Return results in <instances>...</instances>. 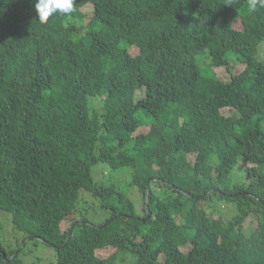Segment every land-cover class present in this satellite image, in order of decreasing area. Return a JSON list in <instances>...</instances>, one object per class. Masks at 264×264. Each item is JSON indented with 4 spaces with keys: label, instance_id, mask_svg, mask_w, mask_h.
Wrapping results in <instances>:
<instances>
[{
    "label": "trees",
    "instance_id": "1",
    "mask_svg": "<svg viewBox=\"0 0 264 264\" xmlns=\"http://www.w3.org/2000/svg\"><path fill=\"white\" fill-rule=\"evenodd\" d=\"M262 41L259 0H0V219L56 264H264Z\"/></svg>",
    "mask_w": 264,
    "mask_h": 264
},
{
    "label": "rangeland",
    "instance_id": "2",
    "mask_svg": "<svg viewBox=\"0 0 264 264\" xmlns=\"http://www.w3.org/2000/svg\"><path fill=\"white\" fill-rule=\"evenodd\" d=\"M240 19L237 18L234 22V27L240 28ZM264 46V41H262L259 44L257 57H259L261 60L264 61V53H260V48ZM204 54H200L196 57L197 63L200 68H204V64L201 62V58L205 56ZM243 67L242 63H235L233 60H230L229 66L224 67H216L214 68L216 73L224 80L228 79L231 74H235L238 71H240ZM224 114H231V109L223 108L222 109ZM145 130L148 128L146 126L142 127ZM241 161V162H240ZM236 164V167L232 171V176L234 180L246 182V172L243 171V161L240 160ZM101 163L96 164L92 168V175L96 176L98 173L102 170ZM115 172H110V174L105 175L104 177L107 180H110V178L114 177L113 174ZM117 181L118 184L122 185L124 183V179L120 178ZM230 206L226 205V213L228 212ZM7 217V216H6ZM0 243L6 248V249H16L20 251L19 258L22 260V264H56V259L54 255V250L50 246L46 245L45 243L41 241L36 240H29L26 239L25 242H22V234L18 231H14L11 228V224L8 223L7 219L2 218L0 219Z\"/></svg>",
    "mask_w": 264,
    "mask_h": 264
},
{
    "label": "clouds",
    "instance_id": "3",
    "mask_svg": "<svg viewBox=\"0 0 264 264\" xmlns=\"http://www.w3.org/2000/svg\"><path fill=\"white\" fill-rule=\"evenodd\" d=\"M258 0H251V6L255 8ZM264 7V0H259ZM35 11L41 23H47L49 17L57 12L70 14L73 11V0H35Z\"/></svg>",
    "mask_w": 264,
    "mask_h": 264
}]
</instances>
